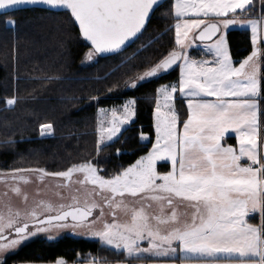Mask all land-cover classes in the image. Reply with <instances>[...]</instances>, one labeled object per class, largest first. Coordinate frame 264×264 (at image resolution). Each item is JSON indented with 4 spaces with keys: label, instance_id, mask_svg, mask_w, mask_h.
I'll use <instances>...</instances> for the list:
<instances>
[{
    "label": "snow or ice",
    "instance_id": "6c2138e0",
    "mask_svg": "<svg viewBox=\"0 0 264 264\" xmlns=\"http://www.w3.org/2000/svg\"><path fill=\"white\" fill-rule=\"evenodd\" d=\"M251 3L252 0H176L175 17L178 20L193 17L175 25V44L179 50H171L125 83L126 90H135L139 84L169 72L176 65L180 68L178 84L157 89L156 143L146 155L110 178L98 175L91 163L57 173L38 170L43 175L65 179L76 172L84 173L88 183L112 193L111 203L116 208L124 205L114 197L125 194L131 197L145 194L146 198L166 201L173 207L166 217H150L143 209H133L128 222L118 223L114 219L105 223L102 230L92 233L104 244L122 248L129 255L151 250L156 256H168L179 251L182 264H264V224L256 226L247 221L250 214L257 212L264 217V156L258 153L256 100L262 89L258 68L262 54L255 47L261 21L238 19L252 10ZM30 5L70 11L80 35L91 46L86 54L88 61L100 54H119L130 46L146 30L160 6L159 0H0V11L7 14L9 10ZM4 23L15 26L13 19ZM237 24L251 28L253 44V51L239 67L232 63L227 43V31ZM196 29H199L196 39L213 41L209 50L216 59L211 65L189 58V45L185 41L189 32ZM177 92L187 105L182 133L177 129L179 116L174 106ZM6 103L12 106L16 101L8 99ZM122 107V114L112 111V126L104 129L107 141H112L121 132V126L130 123L135 115V100H128ZM51 130L50 124H43L40 134H50ZM229 130L237 133L238 152L222 144ZM141 139L147 137L142 134ZM242 159L248 163L241 164ZM161 160L171 161L172 171L159 174L156 163ZM176 199L188 202L195 209L190 222L181 224L178 220ZM91 214V208L86 211L76 208L44 220L32 212L29 218L35 231L30 230L27 222L15 226L16 239L0 243V253L19 245L35 232L46 231L43 225H51L53 220L71 217L73 221H84ZM152 220L156 221L155 225ZM13 224L12 219L0 223V233ZM160 225L171 227L162 233ZM145 237L149 239V247L142 249L138 242ZM174 243L178 248L173 247ZM56 264L64 262L57 260Z\"/></svg>",
    "mask_w": 264,
    "mask_h": 264
},
{
    "label": "trees",
    "instance_id": "16d2710c",
    "mask_svg": "<svg viewBox=\"0 0 264 264\" xmlns=\"http://www.w3.org/2000/svg\"><path fill=\"white\" fill-rule=\"evenodd\" d=\"M260 3L264 4V0H252V10L244 15H257ZM8 19L15 20L14 27L4 23ZM174 23L173 9L167 0L154 11L151 23L130 46L119 54L97 55L95 60L83 64L90 47L67 11L26 6L0 13V173L39 169L56 173L91 163L107 177L146 153L154 141L155 89L177 83L178 67L139 84L135 90H126L125 83L171 50H178ZM227 43L234 65L251 53L248 30H228ZM260 53V123L264 137V42ZM205 56L199 49L189 50L190 58ZM127 98L135 100L134 120L112 143L98 148L96 109L121 105ZM8 99H15L16 103L8 106ZM175 107L180 127L186 118L182 99L176 97ZM43 124L52 126L50 135H39ZM142 134L147 139L142 140ZM262 221L264 224V217ZM58 257L80 264L96 258L102 263L128 259L122 251L65 234L53 240L32 239L7 255L3 264L51 262Z\"/></svg>",
    "mask_w": 264,
    "mask_h": 264
},
{
    "label": "rangeland",
    "instance_id": "374dc122",
    "mask_svg": "<svg viewBox=\"0 0 264 264\" xmlns=\"http://www.w3.org/2000/svg\"><path fill=\"white\" fill-rule=\"evenodd\" d=\"M169 2H170V5L172 6L173 16L175 18V23L173 24V33H174V41H175L176 23L178 22L183 23V20L193 19V17H190V16L183 17L178 20L174 15V8H173V6L176 3V0H169ZM262 9H264V4L260 3L258 5L257 12H258V15L261 16V18H255V16L247 17L246 15H243L242 17H238V19H241V20L256 19V20L261 21L260 25L258 26L257 44L255 46L256 49L259 47L260 42L264 40V13L263 12L261 13ZM232 28L248 29L250 33L251 49L253 51L251 28L247 24H245L244 26L237 24L235 26H232L230 29ZM198 31L199 29H196V30H193L192 32H189L188 34V38L185 41V43L189 45L188 53L191 48H196V49L199 48V50L202 53L207 54V55L203 58L196 59V60H194V58H190V57L189 58L198 63L202 61H207L209 65H211V62L216 59L214 52L209 50V46L213 43V41H206L202 43L196 42L195 34ZM215 39L216 38L214 37L213 40ZM89 50L86 52V54L89 52ZM86 54L84 57L83 64H88L91 62L86 59ZM178 73H180L179 65H178ZM171 84H178V83L162 84V85L157 86L155 89L154 104H153V111H152V123H153L152 125H153V134H154V141L152 145L156 143L154 112L156 111L157 89L163 85H171ZM175 97L177 98L181 97L179 92L175 93ZM130 99L134 100V98H127L122 102L121 105L111 106V107H98L96 109L95 136H96V146L98 148L112 143L120 135L122 130L125 129L134 120L135 115L130 123L121 126L122 127L121 132L118 133L117 136L114 137L112 141H107L106 133L104 132V129L106 127L112 126V120H113L112 111L115 109L117 110L119 114H122L123 113L122 106ZM160 102H161V105H163L162 98ZM174 106H175V101H174ZM40 132H41V127L39 128V135L42 136ZM50 134H45L43 136H48ZM102 136H103V141H102ZM152 145L148 149V151L152 148ZM148 151L142 154L141 156H139L137 159L146 155ZM135 161L131 163L130 165H127L126 167H124L122 170L133 165ZM166 163L169 166L168 170L161 167L162 165H166ZM172 169H173V166H172L171 161L161 160V161H157L156 163V170L161 175L167 174L168 172L172 171ZM122 170H120L116 174H119L120 172H122ZM97 174L100 176H103L102 174L98 172V170H97ZM116 174H113L107 177L103 176V177L110 178V177L115 176ZM77 177L82 178L85 182H88L85 177V174L80 173V172L74 173L69 179H65L63 177H58L55 175H43V173H41L40 171L0 173V222L5 224V219L1 218L2 216H5L8 219H12L14 221V224H13L14 226V225H18L21 222H23L26 219V217H28L29 214L32 212H35V213L39 212L40 214L48 215V214H52L58 211V209L60 208H67L68 206L73 205V204L83 203L82 199H79L77 198V196H74L71 194V192H73V190L71 189L73 188V185L71 184L72 186L70 187L69 185L66 186L65 184L66 180L69 181V184L71 182L74 183L75 181L79 179ZM99 189L104 193H110L107 190H104L101 188ZM123 200H124V209L121 213L117 214L118 212L117 208L113 205L114 207L113 210L115 212V215L113 216V218L115 219L117 218L116 222L118 223L128 222L130 220V213L133 209H136V210L143 209L145 214L149 215L150 217L152 216L166 217L170 215L173 210V207L169 206L166 201L152 200L150 198H146L145 194H140L137 197H131L125 194V196L123 197ZM178 207L179 209L181 208V206L174 204L175 211L178 209ZM17 213L19 214L18 216H17ZM107 217H109L108 214H107ZM178 220L180 221L181 224L186 221L185 219L183 218L181 219L179 217H178ZM112 222L113 220L110 221L107 219L106 223H112ZM152 223L155 225L156 221L152 220ZM159 227L161 229V232L163 233L167 228L171 227V225H160ZM102 229H103V225H101V222H100V223L94 224L93 227L92 226H81V227H74V228L68 227V228H61V229H54V230L52 229V231L48 230L40 234L36 238H44L48 240H53L65 234H72L80 238L96 241L99 244H102L114 250L124 251L122 248L116 249L109 245H106L97 236L92 235L93 232H97ZM14 239H16V236H14ZM30 239L31 237L28 240H24L19 245L13 248H10L9 252L6 254L5 252L0 253V264H3L4 259L7 255L16 251L18 248H20L25 242H28ZM138 246L142 249H147L149 247V239L145 237L144 239L140 240L138 242ZM173 247H175V243L173 244ZM124 252L129 257H144V258L160 257V256L154 255L151 250L146 251V252H140L138 254H133V255H129L126 251ZM57 260H62L64 264H80L77 261L73 263H67L63 258H59V257L51 262H19L16 264H56ZM96 260L99 261V263L101 262L99 258H96L94 261ZM94 261L90 260L87 262H83L81 264H96Z\"/></svg>",
    "mask_w": 264,
    "mask_h": 264
},
{
    "label": "flooded vegetation",
    "instance_id": "af4514ba",
    "mask_svg": "<svg viewBox=\"0 0 264 264\" xmlns=\"http://www.w3.org/2000/svg\"><path fill=\"white\" fill-rule=\"evenodd\" d=\"M87 44L89 47H91L88 42H87ZM77 178H79V177H77ZM65 184H66V186L69 185L70 187L73 185V188H71L73 190V192H71V194L74 196H77V198L83 200V203L73 204V205L68 206L67 208L75 207V206L82 207L86 210L88 208H91L92 214L86 221H82V222L74 223V222L64 221V222H52L51 225L45 224V225H43V227H45L47 229L46 231H48V230L52 231V229L54 230V229H61V228H68V227H70V228L81 227V226H92L93 227L94 224H97L100 222H101V225H104L107 222V219L110 221L114 220L113 216L115 215V212L113 210L114 207L111 203V201L113 199L112 193H104L98 187H96V186H94L88 182H85L82 178H79L77 181H75L74 183L71 182L70 184H69V181L66 180ZM114 199L117 202L123 201V205H124L123 197L116 196V197H114ZM67 208H60V209H58V211H56L52 214H48V215L47 214H40L39 212H36V214H37L38 219H42L46 216L58 214L59 212H61L62 210H65ZM123 209H124V206L117 208V211H118L117 214L121 213L123 211ZM107 214L109 217H107ZM1 218L5 219V224L9 220L5 216H2ZM24 222H27L29 224V228L31 231H35L34 222L28 216V217H26V219L23 222H21L18 225H14L12 228L5 227L3 229V232L0 233V243H8L12 239H14V236H16L15 226H22V224ZM61 225H66V226H61ZM46 231L35 232V235L30 236L31 237L30 240L35 239L40 234H42ZM28 239H26V240H28ZM9 249L5 252V254L9 252Z\"/></svg>",
    "mask_w": 264,
    "mask_h": 264
},
{
    "label": "crops",
    "instance_id": "0c3cea01",
    "mask_svg": "<svg viewBox=\"0 0 264 264\" xmlns=\"http://www.w3.org/2000/svg\"><path fill=\"white\" fill-rule=\"evenodd\" d=\"M259 16L260 15L257 14V15H255V18H261V16L260 17ZM232 29H237V28H232ZM241 29H244V28H241ZM245 30H248V29H245ZM262 42H264V40H262L260 42V44ZM260 44H259V47L257 48L258 52H260ZM251 52H252V50H251ZM246 58L242 59L238 64H236L234 66L235 67H239L240 63L243 62ZM194 60H196V59H194ZM260 64L261 63H260V60H259L258 61L259 72H260V66H261ZM178 81H179V73H178ZM179 98L182 99V101L184 103V106H185V110H186V118H185V120H186L187 119V105H186V102H185V98H183V97H179ZM205 99L214 100L215 98L214 97H207ZM256 100H257V103H258V122H259L258 153H259L260 156H264V137H262L261 123H260V120H261V117H260L261 116V96L257 97ZM177 129H178L179 132L182 133L183 132V123L181 124L180 127H177ZM222 144L225 145V146H231L238 152L239 151V143L237 141V133L229 130L224 135V139L222 140ZM240 163L246 165L248 162L246 161V159H242L240 161ZM166 167H167L166 169L168 170L169 166L167 165V163H166ZM174 204H177V205L181 206L180 209L178 207V209L176 210L177 216L179 218H181V219L183 218L186 221L190 222L191 214L195 211V209L192 208L188 204V202H181L178 199L174 200ZM115 221H117V218L115 219ZM247 221L249 223L253 224V225H256V226H261L263 224L262 216L258 212L254 213V214H250L247 217ZM175 247L178 248V245L175 244ZM116 251H119V250H116ZM122 252H124V251H122ZM124 254H125V257L128 258L129 260L127 259V260L113 262V263H104V262L103 263L102 262L99 263V261H97V260L94 261L92 259H91V261H94L96 264H182V262L180 260L179 251H177V253L174 254V255L173 254H169L168 256H160V257H155V258L129 257L128 255H126L125 252H124ZM225 259H227V258H225ZM233 259H235V258H233Z\"/></svg>",
    "mask_w": 264,
    "mask_h": 264
},
{
    "label": "water",
    "instance_id": "95a60500",
    "mask_svg": "<svg viewBox=\"0 0 264 264\" xmlns=\"http://www.w3.org/2000/svg\"><path fill=\"white\" fill-rule=\"evenodd\" d=\"M165 1H167V0H159V5H162ZM30 6H34V7H38V8H42V9H51V8H49V7H47V6H45V5H30ZM24 7H26V6H24ZM22 8V7H21ZM13 10V9H12ZM61 10H64V11H67L69 14H70V11H68V10H65V9H61ZM9 11H11V10H9ZM0 13L2 14V13H4L3 11H0ZM71 16V15H70ZM73 19V21H74V18H72ZM75 22V21H74ZM75 24H76V22H75ZM76 26H77V29H78V32H79V28H78V24H76ZM80 34V33H79ZM198 34H199V31L195 34V40H196V42H198V43H202V42H206V41H210V40H204V41H201V40H199V39H196V37L198 36ZM81 36V35H80ZM81 38L83 39V37L81 36ZM84 40V39H83ZM85 41V40H84ZM86 43H87V41H85ZM89 43V42H88ZM90 45V44H89ZM125 49V48H124ZM123 49V50H124ZM108 55H112V54H100L99 56H108ZM178 65H176V66H174L173 68H175V67H177ZM172 68V69H173ZM76 208H79L81 211H86V209H84V208H82V207H79V206H75V207H70V208H67V209H65V210H62L61 212H59L58 214H62L63 212H65V211H72V210H74V209H76ZM58 214H55V215H50V216H46V217H44V218H42V219H44V220H47V219H49L50 217H55L56 215H58ZM91 216V215H90ZM90 216H88L87 217V219L90 217ZM86 219V220H87ZM86 220H84V221H86ZM64 221H69V222H74V223H77V222H82V221H79V219L77 220V221H73V219L71 218V217H68L66 220H63V221H55V220H53V222H64Z\"/></svg>",
    "mask_w": 264,
    "mask_h": 264
}]
</instances>
